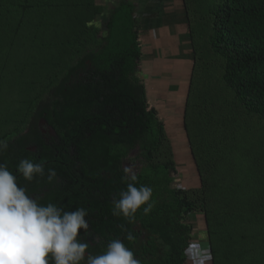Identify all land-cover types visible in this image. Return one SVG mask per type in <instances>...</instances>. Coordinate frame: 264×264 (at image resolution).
<instances>
[{
    "label": "trees",
    "instance_id": "trees-1",
    "mask_svg": "<svg viewBox=\"0 0 264 264\" xmlns=\"http://www.w3.org/2000/svg\"><path fill=\"white\" fill-rule=\"evenodd\" d=\"M178 23L191 69L166 118L142 38ZM0 86V163L55 168L52 183L18 184L42 204L85 208L89 252L120 239L140 264H187L197 217L211 264H264V0H0ZM130 160L152 208L117 217Z\"/></svg>",
    "mask_w": 264,
    "mask_h": 264
},
{
    "label": "clouds",
    "instance_id": "clouds-1",
    "mask_svg": "<svg viewBox=\"0 0 264 264\" xmlns=\"http://www.w3.org/2000/svg\"><path fill=\"white\" fill-rule=\"evenodd\" d=\"M8 148L9 143L0 139V153ZM123 171L130 182L113 201L112 214L131 218L142 205H147L143 211L148 214L152 188L136 186L131 166H124ZM56 175L55 168L46 170L44 164L27 158L16 166V174L0 163V264H140L120 239L109 241L100 254L89 252V244L81 239V230L84 234L89 229L85 208L66 211L54 203L42 204L18 184V177L52 183Z\"/></svg>",
    "mask_w": 264,
    "mask_h": 264
},
{
    "label": "crops",
    "instance_id": "crops-1",
    "mask_svg": "<svg viewBox=\"0 0 264 264\" xmlns=\"http://www.w3.org/2000/svg\"><path fill=\"white\" fill-rule=\"evenodd\" d=\"M149 30L150 31H146L142 38L143 61L145 62L144 64L146 65L147 70L151 74L149 77L150 81H152V77L157 81L154 78L157 76L160 77L158 83L169 85L171 82H174L176 88L179 87V89L171 91H168L169 89L164 90L165 95H162L164 98L159 101L160 103H164V112L172 114L175 112L174 109L177 106L176 99L178 101L180 100L179 103L181 100H184L185 96L183 95V88L185 87L183 85H185V80L189 79L188 76L191 69V60L182 58L180 55L181 51L188 52L187 48H189V40L184 38V35L187 34V28L178 23L175 26L165 24L161 27H154ZM147 60L151 61V63ZM172 65H177L178 68L171 67ZM147 70L144 68L145 74L147 73ZM146 78L147 77H145V79ZM160 87H162V85ZM177 91L178 95L176 94ZM168 94H176L172 102L167 99ZM161 111L162 110L159 109L160 114ZM170 124L176 123L170 122ZM174 130L177 135L181 132L179 129Z\"/></svg>",
    "mask_w": 264,
    "mask_h": 264
},
{
    "label": "rangeland",
    "instance_id": "rangeland-1",
    "mask_svg": "<svg viewBox=\"0 0 264 264\" xmlns=\"http://www.w3.org/2000/svg\"><path fill=\"white\" fill-rule=\"evenodd\" d=\"M118 0H98V2H100V3H102L104 6H106L107 8H110V7H112L116 2H117ZM137 1V0H136ZM94 22H96L95 24H97L99 27H102L103 29H104V27H105V22H106V16L104 15L102 18H100V17H98ZM148 31H150V30H148ZM145 59H146V57H145ZM149 63H151V61H149V60H147ZM145 62L143 61V64H144ZM144 66V68L147 70V68H146V65L144 64L143 65ZM174 67H176V69L178 68V66L177 65H174ZM170 75V74H169ZM144 76L145 77H150L151 76V74H150V72L147 70V73L146 74H144ZM157 81H155L154 79H153V77H152V81H151V92H152V94H155V100H156V102H158V100H159V98L162 96V95H165V92H164V90H168V91H171V90H175V89H179V87H177L176 88V86L174 85V82H171L169 85H167V84H162V83H158V81H160L159 80V78L160 77H154ZM186 78H188V77H186ZM11 79H8V78H5L4 79V81H5V85L2 87V91L3 92H11V85H12V82L10 81ZM186 82H185V85H184V87H185V89H188V86H187V84L189 83V79H188V81L187 80H185ZM148 83H150V80H148L147 81ZM162 85V87H160ZM1 87V86H0ZM182 88H183V86H182ZM184 89V88H183ZM177 93H178V91H177ZM176 93V94H177ZM167 94V93H166ZM176 94H168V96H167V99L170 101V102H172V100H174V96L176 95ZM1 97V96H0ZM24 97H27L26 95L24 96ZM183 99V98H182ZM149 100L150 101H152V102H154V100H152L151 98H149ZM3 100H2V97H1V99H0V102H2ZM7 105L9 106L10 105V102H8L7 103ZM9 109V108H8ZM15 109V108H14ZM7 110V109H6ZM164 113V115L165 114H168L167 112H163ZM174 113V112H173ZM7 114V113H6ZM172 114H168L167 116H166V118L168 117V116H171ZM1 117H7V116H1ZM165 117H163V119H166ZM0 124H2V122H0ZM8 124H13V123H8ZM189 124H191V122H189ZM259 156H261V155H259ZM262 157V156H261ZM125 166H131L132 167V169L134 170V171H136L137 170V163H135L134 161H132V160H130V161H128V162H126V164H125ZM181 174H182V172H180ZM178 174V175H176L175 177V182L177 183V184H179V186H182V184L184 183V179L183 178H185L186 176L185 175H181V174ZM258 174H263V172H258L257 173V175ZM183 182V183H182ZM202 218V220H203V217H201ZM187 221H189L190 220V216L189 217H187V219H186ZM191 221V220H190ZM190 221H189V223H190ZM202 223H204V221H202ZM200 226H201V222L199 223V219L196 217V221H195V227H193V229H192V234L194 235L193 236V238H192V242H198V244H200V242H202V241H208L206 238L208 237L207 235H205V233H206V231H202L201 229H200ZM207 234V233H206ZM207 243L206 242H204V245H206ZM197 250H199V252L201 251V249H197ZM194 257L196 258L195 260H192V262H191V264H211V262L210 261H207V262H205V263H203V260H202V256H195L194 255Z\"/></svg>",
    "mask_w": 264,
    "mask_h": 264
},
{
    "label": "built area",
    "instance_id": "built-area-1",
    "mask_svg": "<svg viewBox=\"0 0 264 264\" xmlns=\"http://www.w3.org/2000/svg\"><path fill=\"white\" fill-rule=\"evenodd\" d=\"M193 223H195V221H193ZM204 242H206L207 244L204 245ZM197 249H201V251L199 252V250ZM188 255H189V261L187 264H191L192 260H195L196 258L195 256H202V260L203 263L210 261L212 259L211 256V251H210V244L208 241H202L200 242V244H198V242H191V246L188 249Z\"/></svg>",
    "mask_w": 264,
    "mask_h": 264
}]
</instances>
